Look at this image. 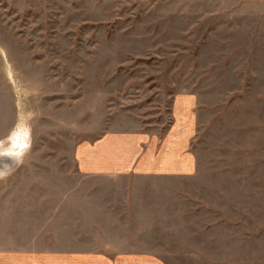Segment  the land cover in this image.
Segmentation results:
<instances>
[{"label":"rangeland","instance_id":"1","mask_svg":"<svg viewBox=\"0 0 264 264\" xmlns=\"http://www.w3.org/2000/svg\"><path fill=\"white\" fill-rule=\"evenodd\" d=\"M181 95L189 173L82 167L111 130L163 138ZM21 113L33 146L0 181V254L264 264V0H0V138Z\"/></svg>","mask_w":264,"mask_h":264},{"label":"crops","instance_id":"2","mask_svg":"<svg viewBox=\"0 0 264 264\" xmlns=\"http://www.w3.org/2000/svg\"><path fill=\"white\" fill-rule=\"evenodd\" d=\"M191 96H177L173 100V117L163 138L149 132L111 130L101 144L90 143L79 152V161L90 171L95 167L96 156H103L106 174L116 175L132 171L141 174H175L191 171L190 143L195 131L191 114ZM98 153V154H97ZM95 159V160H94ZM0 264H112L97 253L56 252L30 253L5 252Z\"/></svg>","mask_w":264,"mask_h":264},{"label":"clouds","instance_id":"3","mask_svg":"<svg viewBox=\"0 0 264 264\" xmlns=\"http://www.w3.org/2000/svg\"><path fill=\"white\" fill-rule=\"evenodd\" d=\"M31 114H18L13 127L0 138V181H5L23 165L33 146Z\"/></svg>","mask_w":264,"mask_h":264}]
</instances>
